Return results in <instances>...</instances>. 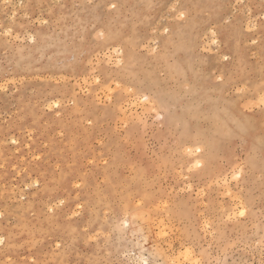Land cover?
<instances>
[{
    "label": "rangeland",
    "instance_id": "obj_1",
    "mask_svg": "<svg viewBox=\"0 0 264 264\" xmlns=\"http://www.w3.org/2000/svg\"><path fill=\"white\" fill-rule=\"evenodd\" d=\"M261 97L264 0H0V264H264Z\"/></svg>",
    "mask_w": 264,
    "mask_h": 264
},
{
    "label": "snow or ice",
    "instance_id": "obj_2",
    "mask_svg": "<svg viewBox=\"0 0 264 264\" xmlns=\"http://www.w3.org/2000/svg\"><path fill=\"white\" fill-rule=\"evenodd\" d=\"M112 7L115 8L116 5L113 4ZM7 34H8V33H6V35H7ZM225 59H227V57H225ZM261 103L264 104V97H261ZM50 211H51V209H50ZM244 214H245V213H244L243 211H240V212H239V215H240V216H244ZM125 227H127V225H125ZM57 247H59V245H57ZM144 264H149V261L145 260V261H144Z\"/></svg>",
    "mask_w": 264,
    "mask_h": 264
},
{
    "label": "bare ground",
    "instance_id": "obj_3",
    "mask_svg": "<svg viewBox=\"0 0 264 264\" xmlns=\"http://www.w3.org/2000/svg\"><path fill=\"white\" fill-rule=\"evenodd\" d=\"M198 150V149H197Z\"/></svg>",
    "mask_w": 264,
    "mask_h": 264
}]
</instances>
